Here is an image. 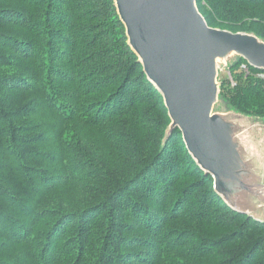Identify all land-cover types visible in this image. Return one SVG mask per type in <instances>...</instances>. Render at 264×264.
<instances>
[{
    "label": "trees",
    "instance_id": "1",
    "mask_svg": "<svg viewBox=\"0 0 264 264\" xmlns=\"http://www.w3.org/2000/svg\"><path fill=\"white\" fill-rule=\"evenodd\" d=\"M196 5L264 40V0ZM227 68L222 104L264 117V69ZM170 122L114 0H0V264H264Z\"/></svg>",
    "mask_w": 264,
    "mask_h": 264
},
{
    "label": "water",
    "instance_id": "2",
    "mask_svg": "<svg viewBox=\"0 0 264 264\" xmlns=\"http://www.w3.org/2000/svg\"><path fill=\"white\" fill-rule=\"evenodd\" d=\"M114 1L130 46L164 98L169 130H181L188 151L233 209L258 218L251 210L264 198V182L251 172L250 151L252 142L258 149L263 143L264 119L222 104L218 71L236 56L264 69V40L209 26L196 0Z\"/></svg>",
    "mask_w": 264,
    "mask_h": 264
},
{
    "label": "rangeland",
    "instance_id": "3",
    "mask_svg": "<svg viewBox=\"0 0 264 264\" xmlns=\"http://www.w3.org/2000/svg\"><path fill=\"white\" fill-rule=\"evenodd\" d=\"M233 57V56H232ZM231 57V58H232ZM226 75H228V69L227 68H221L218 71V81L219 78H223ZM249 116H254L252 114H249ZM255 117V116H254ZM261 119L262 116H260ZM252 139V138H251ZM255 142H259L256 139H253ZM260 143V148L258 149L255 145L254 142H252V149H251V154H250V160H251V166L253 171H251L253 174L257 176V182H264V140L263 143ZM252 213L255 214L258 218L264 219V198L260 199L259 201L255 200L254 206L252 208Z\"/></svg>",
    "mask_w": 264,
    "mask_h": 264
},
{
    "label": "built area",
    "instance_id": "4",
    "mask_svg": "<svg viewBox=\"0 0 264 264\" xmlns=\"http://www.w3.org/2000/svg\"><path fill=\"white\" fill-rule=\"evenodd\" d=\"M242 68L246 70V66H245V65H242ZM228 74H229V73H228ZM229 78L231 79L230 74H229ZM231 82H232V84H234V82L232 81V79H231Z\"/></svg>",
    "mask_w": 264,
    "mask_h": 264
}]
</instances>
